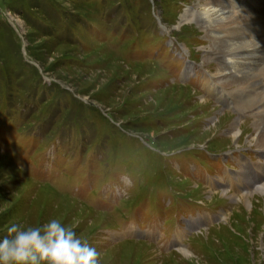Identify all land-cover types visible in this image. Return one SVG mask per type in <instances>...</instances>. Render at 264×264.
Masks as SVG:
<instances>
[{"label": "rangeland", "instance_id": "obj_1", "mask_svg": "<svg viewBox=\"0 0 264 264\" xmlns=\"http://www.w3.org/2000/svg\"><path fill=\"white\" fill-rule=\"evenodd\" d=\"M198 1L0 0V238L58 219L98 264H264L259 125L205 88Z\"/></svg>", "mask_w": 264, "mask_h": 264}, {"label": "bare ground", "instance_id": "obj_2", "mask_svg": "<svg viewBox=\"0 0 264 264\" xmlns=\"http://www.w3.org/2000/svg\"><path fill=\"white\" fill-rule=\"evenodd\" d=\"M252 1H257L259 4ZM263 2L264 0H199L195 6L196 14L190 15L192 21L205 29L212 43L211 52L216 59L217 74L210 75V78L205 80L207 83L205 88L207 87L208 91L221 103L255 113L259 129L256 127L258 130L250 139H247V144L258 149L262 157H264ZM235 6L239 10H236ZM191 71V67L186 68L187 75ZM215 80L220 85L215 83ZM223 89L232 91L226 93ZM201 102L207 104L204 101ZM233 128H236L235 123ZM243 134L240 130L231 136V140L236 141ZM250 170L248 173H240L237 186L243 190L254 186L255 194L264 198V172L261 171L262 173L259 174L253 169L255 176ZM231 178H236V176H231ZM241 203L248 211L252 206L247 196L242 199ZM181 238L182 236H178L180 242ZM180 253L187 258L189 252L181 249Z\"/></svg>", "mask_w": 264, "mask_h": 264}, {"label": "clouds", "instance_id": "obj_3", "mask_svg": "<svg viewBox=\"0 0 264 264\" xmlns=\"http://www.w3.org/2000/svg\"><path fill=\"white\" fill-rule=\"evenodd\" d=\"M0 238V264H98V253L58 219L41 226L12 224Z\"/></svg>", "mask_w": 264, "mask_h": 264}]
</instances>
